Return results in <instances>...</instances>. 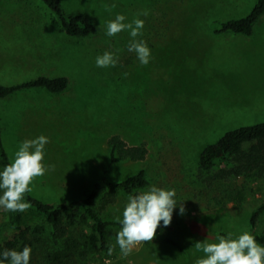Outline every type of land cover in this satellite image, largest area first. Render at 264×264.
Listing matches in <instances>:
<instances>
[{
  "label": "rangeland",
  "instance_id": "obj_1",
  "mask_svg": "<svg viewBox=\"0 0 264 264\" xmlns=\"http://www.w3.org/2000/svg\"><path fill=\"white\" fill-rule=\"evenodd\" d=\"M255 1L61 0L66 12L85 13L98 27L90 36L72 38L55 29L53 14L40 0H0V82L37 74L64 75L69 81L60 93L36 88L0 100L2 141L10 161L20 141L41 134L49 138L43 162L50 167L34 178L30 194L44 202L82 201L102 176L121 181L139 169L148 184L137 192L150 185L176 190L170 224L158 226L150 241L136 245L128 257L122 258L116 246L102 261L81 264H194L204 255L196 242L250 231L249 214L264 203V169L235 180L246 199L227 203L224 213L205 215L183 206L179 214L178 209L180 201L192 198L189 187H203L202 148L229 129L264 121V15L250 35L214 33L209 27L213 19L244 16ZM145 9L149 15L139 17L145 23L137 39L147 43L151 57L141 65L128 51V32L108 37L104 24L118 12L131 21ZM106 50L116 54L117 63L99 68L95 57ZM114 134L129 145L146 143L145 158L110 165L106 141ZM169 146L178 149L182 172L173 185L165 183L157 159ZM115 194V202L99 213L113 222L107 228L108 248L115 245L118 209L128 195ZM44 227L32 252H41L43 263L44 251L58 245ZM255 232L264 233V212Z\"/></svg>",
  "mask_w": 264,
  "mask_h": 264
},
{
  "label": "trees",
  "instance_id": "obj_2",
  "mask_svg": "<svg viewBox=\"0 0 264 264\" xmlns=\"http://www.w3.org/2000/svg\"><path fill=\"white\" fill-rule=\"evenodd\" d=\"M53 14L55 29L74 37L90 36L98 31L97 25L82 12H66L61 0H40ZM264 15V0H256L252 8L241 17L225 20L213 19L209 27L214 33L231 32L250 35L256 23ZM69 84L64 75L37 74L33 78L5 84L0 82V100L9 95L28 89L43 88L50 93L63 92ZM109 164L118 161H141L147 154L146 143L129 145L121 136L114 134L106 141ZM157 159L164 171L165 183L176 184L182 176L180 172V153L176 147L169 146L158 152ZM199 177L203 187H189L192 198L179 202L187 208L205 215H215L227 211V203L241 204L244 191L237 187L239 176H249L264 169V121L241 125L225 131L215 142L205 145L199 153ZM2 141L0 123V167L10 163ZM148 180L145 171L139 169L121 181L109 182L104 176L93 184L92 190L82 201L62 200L44 202L30 193L25 198L30 207L25 212H3L0 219V250L21 249L28 245L33 249L42 241L45 227L50 228L53 241L58 245L52 251H35L30 264H81L99 259L108 249L107 228L113 224L104 220L99 213L113 204L115 192L138 193ZM107 188L105 191L103 189ZM264 212V203L253 208L249 214V228L256 240L264 245V233L255 232L259 217ZM118 224V223H116ZM167 242L181 249L171 239Z\"/></svg>",
  "mask_w": 264,
  "mask_h": 264
},
{
  "label": "clouds",
  "instance_id": "obj_3",
  "mask_svg": "<svg viewBox=\"0 0 264 264\" xmlns=\"http://www.w3.org/2000/svg\"><path fill=\"white\" fill-rule=\"evenodd\" d=\"M149 10L145 9L131 21L123 13H116L113 19L105 21L104 34L115 37L127 31L131 38L127 48L134 52L141 65H147L151 57V49L142 36L144 20ZM117 56L114 52L104 51L95 57V65L99 68L115 66ZM49 138L38 135L32 139L19 142L11 162L0 167V211L25 212L30 202L25 193L32 191L33 180L43 176L50 166L44 164L45 145ZM176 190L150 185L146 190L128 194L123 207L118 209L116 217L119 229L115 234V245L109 246L108 255L118 246L121 257H128L133 248L144 241H150L156 234L158 226L166 227L172 220L177 207ZM185 211L181 204L179 214ZM204 255L197 258L194 264H264V245L260 244L250 231L232 232L216 237L215 242L198 241L194 245ZM32 249L25 245L21 249L0 250V264H29Z\"/></svg>",
  "mask_w": 264,
  "mask_h": 264
}]
</instances>
